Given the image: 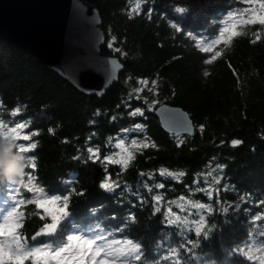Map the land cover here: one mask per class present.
Returning a JSON list of instances; mask_svg holds the SVG:
<instances>
[{
	"label": "trees",
	"instance_id": "trees-1",
	"mask_svg": "<svg viewBox=\"0 0 264 264\" xmlns=\"http://www.w3.org/2000/svg\"><path fill=\"white\" fill-rule=\"evenodd\" d=\"M82 1L100 16L101 53L123 66L103 96L80 93L0 39V146L10 143L0 183L7 161L13 175L28 165L15 192L0 188V231L14 229L0 235L3 249L42 250L23 264H264V0ZM162 105L186 112L194 135L163 132ZM13 121L39 134L17 141ZM124 138L130 156L119 161ZM52 195L68 201L40 207ZM65 203L68 215L58 212ZM52 215L62 217L57 230L43 234ZM70 235L80 241L53 260ZM85 240L95 243L81 248ZM127 246L137 251L120 256Z\"/></svg>",
	"mask_w": 264,
	"mask_h": 264
},
{
	"label": "water",
	"instance_id": "water-1",
	"mask_svg": "<svg viewBox=\"0 0 264 264\" xmlns=\"http://www.w3.org/2000/svg\"><path fill=\"white\" fill-rule=\"evenodd\" d=\"M0 39L35 57L45 68L86 96H103L123 70L101 53L105 38L94 7L82 0H0ZM163 132L192 137L194 125L180 108L154 112ZM10 143L2 140L0 165Z\"/></svg>",
	"mask_w": 264,
	"mask_h": 264
},
{
	"label": "snow or ice",
	"instance_id": "snow-or-ice-1",
	"mask_svg": "<svg viewBox=\"0 0 264 264\" xmlns=\"http://www.w3.org/2000/svg\"><path fill=\"white\" fill-rule=\"evenodd\" d=\"M146 2V0H145ZM260 7L262 9H264V3H261L260 4ZM175 11L177 13H184L186 11L185 8L183 7H177L175 9ZM260 22L262 24H264V17H261L260 18ZM173 27H175V25H173ZM177 31H179V29H177ZM19 112L20 110L19 109H16V110H13L11 112V115L13 117H16L17 115H19ZM137 114H141L142 115V112L140 109H136L135 112L132 113L133 116L137 115ZM97 115H99V113H97ZM113 119H115V117H113ZM14 125L15 126H9L18 136V140H24V141H29L31 139V137L33 136H36L39 134V132L37 130H33L31 132V134H27L24 132V130L26 128H28L30 125L25 123V122H18V121H13ZM135 128L136 129H140L141 128V125L140 124H136L135 125ZM50 132H52V129H49ZM124 132H129L130 129H124L123 130ZM135 142V141H133ZM241 143V141L239 140H233L232 141V145L233 146H237ZM37 147V144L36 143H31L27 146L23 145V144H17V148L20 149L21 151L23 152H28V151H31L32 149H35ZM89 152H92V154L95 156L97 154V152L99 151V149H97L96 151H93L92 148H89L88 149ZM33 168L35 167L34 163H33ZM10 171H13V169H10ZM161 174L163 175V171L161 172ZM168 175H171V173H168ZM151 178V177H150ZM29 182H31V176H30V180ZM12 185L8 184L7 182H3V183H0V188H3V189H11V191L15 192L16 190L14 188L11 187ZM158 188H163L164 185L162 183L158 184L157 185ZM100 188L102 190H105V191H109L112 189V185L109 184L107 182V178H105V180L103 182H101L100 184ZM151 191V189H149ZM64 199L66 202L68 201V196H57V195H52L51 196V199L49 200H46L44 202V204H41L40 207H45L46 204H52V203H55L56 201L60 200V199ZM194 207H197V208H204L205 205L204 204H196L194 205ZM67 208V203H65V206L62 207V208H59L58 209V212L59 213H62L64 215H68V213L65 211V209ZM45 211H51L50 209L48 208H45ZM11 214V213H10ZM62 217L61 216H58V215H52L51 216V220H52V223L50 224H45L44 225V232L43 234H51L53 232H55L57 230V225L59 224V221ZM204 217H201V220H203ZM257 219H259V217H257ZM14 231V229H11L9 228L7 233L3 232V231H0V235H5V234H11L12 232ZM42 233L41 232H38L36 235L37 236H40ZM199 234V232H198ZM35 239V237L33 238ZM73 241H80V237L78 236H68V244L63 246V247H59L54 253L51 254V258L53 260H56L58 257H61V255L63 253H66L69 251V249L72 247V242ZM40 243H44V246L45 248H48L49 245L47 244V242H40ZM95 243L94 240H85V241H81V248L83 247H88V248H91V246ZM127 244H132V241L131 240H127L126 241ZM42 250L39 249V248H33L32 251L30 252H27V253H24L23 255H16V256H13L10 252L8 251H5L3 248H0V264H9V262H11V264H23L24 262V259L26 258H29V257H34L37 253H40ZM133 251H137V248L134 246L133 247ZM43 255L44 256H48L49 253L47 251H44L43 252ZM97 255H99V249L97 250ZM140 257L137 256L136 259H139ZM58 264H64V262H61V261H58ZM80 264H83V261L81 260L80 261ZM101 264H103V262H101ZM145 264H147V262H145Z\"/></svg>",
	"mask_w": 264,
	"mask_h": 264
},
{
	"label": "rangeland",
	"instance_id": "rangeland-1",
	"mask_svg": "<svg viewBox=\"0 0 264 264\" xmlns=\"http://www.w3.org/2000/svg\"><path fill=\"white\" fill-rule=\"evenodd\" d=\"M126 140V138H124ZM127 141V140H126ZM127 145L125 144V142L123 140H119V142L117 143V149H118V152L114 155L113 158L116 157V160H119V161H126L129 156H130V150H131V144L127 141ZM2 146H0L1 148ZM188 206V204H181V205H178V209L180 211H183L186 207ZM172 219V218H171ZM179 218L178 217H175V221H178ZM3 243H2V239L0 238V248H3ZM133 252V248L132 247H129L127 246L125 248V250L122 249L121 253H120V256H123V257H127L129 253ZM128 253V254H127ZM101 262H103V264H109L110 262L108 261L107 258H103L101 261H100V264Z\"/></svg>",
	"mask_w": 264,
	"mask_h": 264
},
{
	"label": "clouds",
	"instance_id": "clouds-1",
	"mask_svg": "<svg viewBox=\"0 0 264 264\" xmlns=\"http://www.w3.org/2000/svg\"><path fill=\"white\" fill-rule=\"evenodd\" d=\"M29 163H30V161H29ZM26 166H28V165H26ZM26 166H20V167L18 168V172H17V174L13 175L12 172L10 171V169L16 168L17 165H16L15 162L12 161V160L7 161V162L5 163V168H6L7 172H8V174L5 176V180H6V182H7L8 184H10V185H15V184L19 183L20 180H21V178H22V177L24 176V174H25V173H24V167H26Z\"/></svg>",
	"mask_w": 264,
	"mask_h": 264
}]
</instances>
